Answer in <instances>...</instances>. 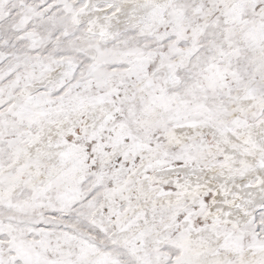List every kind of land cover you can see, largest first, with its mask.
I'll return each mask as SVG.
<instances>
[{
	"label": "snow or ice",
	"instance_id": "obj_1",
	"mask_svg": "<svg viewBox=\"0 0 264 264\" xmlns=\"http://www.w3.org/2000/svg\"><path fill=\"white\" fill-rule=\"evenodd\" d=\"M0 264H264V0H0Z\"/></svg>",
	"mask_w": 264,
	"mask_h": 264
}]
</instances>
